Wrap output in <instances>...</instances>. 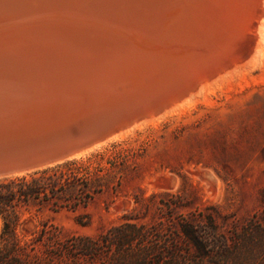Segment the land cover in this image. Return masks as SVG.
Segmentation results:
<instances>
[{
    "label": "rangeland",
    "instance_id": "rangeland-1",
    "mask_svg": "<svg viewBox=\"0 0 264 264\" xmlns=\"http://www.w3.org/2000/svg\"><path fill=\"white\" fill-rule=\"evenodd\" d=\"M236 1L239 16L223 20L234 31L217 25L219 54L192 97L66 160L77 162L74 197L85 206L71 209L64 193L19 209L16 232L40 240L31 254L43 264H264V1ZM127 221L143 230L129 247L104 242ZM185 225L199 233L203 256L183 238ZM83 240L98 247L85 250Z\"/></svg>",
    "mask_w": 264,
    "mask_h": 264
},
{
    "label": "bare ground",
    "instance_id": "bare-ground-1",
    "mask_svg": "<svg viewBox=\"0 0 264 264\" xmlns=\"http://www.w3.org/2000/svg\"><path fill=\"white\" fill-rule=\"evenodd\" d=\"M225 4L230 14L223 11ZM237 10L236 0H0V89L38 84L82 89L95 102H104L107 88L129 83L132 89L124 93L125 101L113 103L100 117L107 122L121 115L123 121L106 138L66 160L78 158L185 103L204 66L219 54L214 45L220 22L231 31L229 19L223 20L231 15L233 23ZM176 47L188 50L180 57L159 52Z\"/></svg>",
    "mask_w": 264,
    "mask_h": 264
},
{
    "label": "water",
    "instance_id": "water-1",
    "mask_svg": "<svg viewBox=\"0 0 264 264\" xmlns=\"http://www.w3.org/2000/svg\"><path fill=\"white\" fill-rule=\"evenodd\" d=\"M176 48L159 52L180 57L188 50ZM39 85L0 89V179L66 161L106 138L123 118L100 122V117L132 89L129 83L113 84L105 90L108 100H115L109 103L95 102L87 90Z\"/></svg>",
    "mask_w": 264,
    "mask_h": 264
},
{
    "label": "trees",
    "instance_id": "trees-1",
    "mask_svg": "<svg viewBox=\"0 0 264 264\" xmlns=\"http://www.w3.org/2000/svg\"><path fill=\"white\" fill-rule=\"evenodd\" d=\"M76 161H65L53 167H48L22 177H7L0 179V217L2 221L0 230V264H43L41 259L31 254L40 240L34 238L25 240L17 234L20 221L19 209L27 206L31 201L50 203L52 199L61 200V196L68 197L65 204H70L71 209L88 203L86 197H74L76 192ZM83 192H89V186H82ZM90 198V197H89ZM141 228L128 221L110 229L102 239L104 242L118 241L119 246H130L132 238L139 237ZM183 238L189 246L195 247L197 253L203 256L204 246L198 242V234L189 226L181 230ZM98 247L96 243L83 240L81 248L93 251Z\"/></svg>",
    "mask_w": 264,
    "mask_h": 264
}]
</instances>
